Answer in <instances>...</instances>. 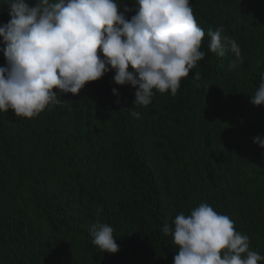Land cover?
<instances>
[{
  "label": "trees",
  "instance_id": "obj_1",
  "mask_svg": "<svg viewBox=\"0 0 264 264\" xmlns=\"http://www.w3.org/2000/svg\"><path fill=\"white\" fill-rule=\"evenodd\" d=\"M116 2L136 14L135 0ZM190 2L205 56L175 95L134 107L136 89L110 71L31 120L0 113V264H173L162 229L202 203L264 256V149L253 142L264 105L250 103L264 74V0ZM9 20L0 0V24ZM220 27L241 49L231 71L234 56L208 48ZM3 48L0 38V67ZM97 220L113 227L116 254L93 245Z\"/></svg>",
  "mask_w": 264,
  "mask_h": 264
},
{
  "label": "clouds",
  "instance_id": "obj_2",
  "mask_svg": "<svg viewBox=\"0 0 264 264\" xmlns=\"http://www.w3.org/2000/svg\"><path fill=\"white\" fill-rule=\"evenodd\" d=\"M135 4L136 14L128 20L124 13L130 9L125 6L121 12L116 0H36L34 6L28 0H7L10 20L0 24L6 60L0 67V113L11 110L16 117L31 120L60 104L61 95L78 96L86 84L110 71L116 85L136 89L134 107L150 105L156 92L175 95L205 56L201 51L205 33L190 0H135ZM222 33V27L209 31L208 48L220 58L231 53V71L243 63L241 49ZM193 78L199 79V73ZM112 92L119 97L117 89ZM250 97L252 105H264V74ZM132 109L130 114L139 119V112ZM253 142L264 149V137ZM162 231L177 248L173 264L264 260L250 250L248 236L235 230L234 221L207 203L190 215L178 214ZM113 232L99 220L92 225V243L101 253L119 251Z\"/></svg>",
  "mask_w": 264,
  "mask_h": 264
}]
</instances>
